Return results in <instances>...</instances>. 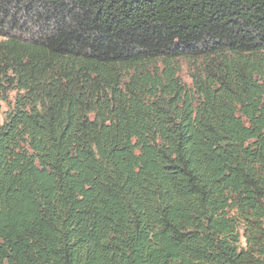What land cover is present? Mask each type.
I'll list each match as a JSON object with an SVG mask.
<instances>
[{"label":"trees","instance_id":"obj_1","mask_svg":"<svg viewBox=\"0 0 264 264\" xmlns=\"http://www.w3.org/2000/svg\"><path fill=\"white\" fill-rule=\"evenodd\" d=\"M0 101V264H264V0H0Z\"/></svg>","mask_w":264,"mask_h":264},{"label":"rangeland","instance_id":"obj_2","mask_svg":"<svg viewBox=\"0 0 264 264\" xmlns=\"http://www.w3.org/2000/svg\"><path fill=\"white\" fill-rule=\"evenodd\" d=\"M183 70L181 71L180 75L181 77L185 80V81H189L187 75H186V71L184 69V66L182 67ZM9 107V102L7 101H0V122L2 121V119L4 118L5 116V113L7 111Z\"/></svg>","mask_w":264,"mask_h":264}]
</instances>
